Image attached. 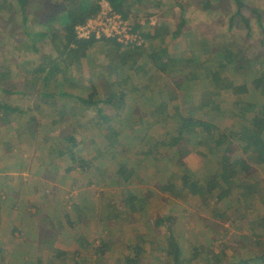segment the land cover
Here are the masks:
<instances>
[{
  "label": "rangeland",
  "instance_id": "374dc122",
  "mask_svg": "<svg viewBox=\"0 0 264 264\" xmlns=\"http://www.w3.org/2000/svg\"><path fill=\"white\" fill-rule=\"evenodd\" d=\"M44 1L39 0L41 4ZM242 1L247 8L239 14L232 0H140L131 4L126 18L139 34L153 32L155 45L165 47L172 57L178 50L189 57L204 49L199 60L206 64L194 68L186 62L170 73L162 58L164 50L150 53L151 64L154 66L155 57L159 63L153 67L151 88L145 85L143 90L154 96L141 98L137 94L127 99V104L138 106L131 111L140 121L127 133L124 126H116L115 137L104 128L95 131L87 126L83 131L76 127L75 122L85 124V119L96 118L94 111L73 118L70 104H61L58 98L55 105L64 104L67 111L64 119L57 118L58 111H47L45 100L37 95L46 88L21 73L33 69L42 56L55 53L50 46L54 39L36 38V53L21 27L8 35L5 20L0 18V105L18 110L14 114L8 110L3 118L0 108V264H118L117 255L121 259L128 254L129 245L141 248L138 264H171V255L164 263L159 257L162 244L172 241L181 250L179 264H212L211 253L218 255L217 264H239L255 257L259 261L253 264H264L259 258L264 253V160L243 155L245 164L237 167L243 177L235 176L230 186L223 185L221 194L214 190L211 195H193L183 190L177 169L183 168L179 175L185 173L193 183L199 179L198 171L213 175L220 162L213 161L211 155H200L186 141L173 143L171 152L165 151L170 161L146 155L153 142L169 139L165 118L149 123L147 112L157 98L172 109L170 122L192 113L223 129L230 148L237 142L228 134L248 124L254 110L259 111L264 126V89L249 93L235 88L236 80L252 70L254 58L264 60V45L258 43V25L251 11L257 10L264 28V0ZM33 7L39 16L43 9ZM49 27L56 38L58 27ZM40 28L46 29L31 20V30L41 32ZM225 48L237 55L232 64L218 69L215 57ZM242 60L250 65L245 66ZM69 68L81 89L89 90L88 80L97 70L83 63ZM261 70L264 63L258 73ZM57 86L67 93L72 89L61 83ZM204 102L207 105L199 107ZM35 104L43 108H35ZM99 106L106 118L115 111ZM26 109L29 111L24 114ZM235 119L241 125L233 127ZM72 133L80 140L77 154L82 160L59 154L67 149L64 138ZM184 150L188 152L182 155ZM81 162L83 169H79ZM246 184L256 193L255 203L244 193ZM101 239L113 244L106 255L92 252Z\"/></svg>",
  "mask_w": 264,
  "mask_h": 264
},
{
  "label": "trees",
  "instance_id": "16d2710c",
  "mask_svg": "<svg viewBox=\"0 0 264 264\" xmlns=\"http://www.w3.org/2000/svg\"><path fill=\"white\" fill-rule=\"evenodd\" d=\"M99 1L100 0H45L41 4L39 0H0V18L5 20L8 35L13 34V32L15 33L17 27H21L25 37L31 43V48L36 53L39 52V48L36 45V38L43 40L54 39L52 42L50 41V46L55 53L42 56V61L35 64L36 66L33 69H25V71L23 70V73H21V76L27 77L31 83H40L41 87L46 88L44 93L40 90L37 92V95L39 99L45 100L44 104L47 107V111L50 113L58 111L57 118L60 121L67 115V111L63 108L65 103H68V105L70 104V114L73 112V118L77 117L75 115L77 113L84 114L87 111H94L98 116L92 119L87 118L89 119L87 121L85 119V124L77 123L72 119L76 123V127L83 131L86 130L87 126L90 127V130L93 128L95 131H98L99 128H104L105 131L110 133L111 137H115L113 133L119 131H115L116 126H124L127 133L134 124L140 121V118H136L131 111V109H135L134 111H136L138 106L134 105V107L127 104V99L137 94L141 96V98L148 95L154 96L153 92L150 93V90L147 92L143 90L145 85L151 88L152 81H154L152 76L156 69L152 68V65H150V53L159 49L164 50L165 55L162 58H164L163 60L166 62L167 69H170V73L175 70L179 71L180 66H184L186 62L188 65H193L194 68L204 66L206 62L204 60H199L204 54V49L201 50V52H191V56L189 57H185L183 50H178L176 52L177 56L172 57L165 47L161 45L156 46L150 41L151 33L149 31H144L143 38L145 41L141 47L130 45L122 46L117 44L114 40L108 39H102L101 41L77 39L74 34V27L78 24H84L89 18L96 14L99 8ZM106 1L109 2L116 12L126 17V14L130 13L132 10L131 4H136L140 0H129V4L127 0ZM232 1L236 5L238 14L241 13L243 9L247 8L242 0ZM13 2H16V4L18 3L20 8H15ZM33 6H35L36 9L38 7L43 9L39 16H35L36 14L32 9L34 8ZM251 11L255 13V19L258 25V43L264 45V28L261 24L260 15L254 8H252ZM18 18L20 21H18ZM31 20H35L40 26H45L46 29L40 28L41 32L31 30ZM53 24L58 27L56 38H52L55 32L50 33L48 31L50 28L49 26ZM177 30L173 35H177ZM123 47L125 49H123ZM188 53L190 54V52ZM236 55L237 54L230 48L219 51L215 57L216 67L218 69H224L226 66L232 64ZM153 61L155 64L159 63L156 57ZM80 63L86 64L89 68L97 70L96 75L88 80L90 88L87 91L81 89L79 79L71 74L69 68V65L73 64L79 67ZM242 63L245 64V66L250 65L248 60H242ZM263 63L264 60H261L260 57L254 58L251 64L252 70L246 77L236 80L237 85L235 88H240V92L249 93H254L255 89L259 88L261 92H263L264 70L258 73L259 65ZM143 65H146V67L142 69ZM240 68L244 69V67L241 66ZM242 79L243 83L240 82ZM147 82L148 84H145ZM60 83L64 85V88L71 87L70 93L61 90L59 86H57ZM51 87L55 90H53L54 92L47 91V89H51ZM57 98L61 104L65 103L56 106L55 101ZM60 98H62V100ZM151 102L152 107L147 112L149 120L152 121L149 123L155 124L159 119L165 118L169 122L166 126V133L169 139L167 142L162 140L153 142L146 153L147 156L153 157L157 159V161H170L171 158L165 154V151L171 152V145L173 146V143L186 141L191 143L192 147L200 155H211L210 158L213 161L220 162L219 167H217L213 175L198 171L197 174L199 179L196 182L193 181V183L190 182V178L187 177L185 173L179 175L180 171H184V169L178 168V177L181 178L183 190L185 192L192 193L193 195L201 193L211 195L212 191L218 190L219 194H221L220 192L222 191L223 185L230 186L235 176L241 175L243 177L237 169L238 164H245V162L241 161L243 155L248 159H254L256 161L264 160V126L263 118L258 110H254L250 113V122L242 125V129L239 132H230V134H228L231 139L237 142L235 148H230L228 146L230 142L228 141L227 133L218 125L203 121L189 112L170 122L172 120V109L168 106V103L162 102L159 98ZM100 104L115 109L111 117L106 118L104 116L103 109L99 106ZM205 105L207 104H199V107ZM208 105L212 106L213 103L208 102ZM34 106L39 109L43 108L40 104H35ZM60 107L63 110H61ZM0 108H2L1 110L3 111L1 114L3 118L8 110H10L12 114L18 111L16 108L7 107L2 104ZM28 111L29 109H26L23 113L27 114ZM235 125L239 126L241 122L235 119L233 127ZM44 133H47V130ZM83 138L84 136L82 135V141L84 142ZM76 139L73 133L64 138V140L68 142V146L66 150L59 151L62 157L67 155L72 160H82L77 154V147L79 146L80 140ZM192 139L194 142L189 141ZM67 150L69 151L68 154L66 153ZM187 152L188 151L179 153L183 155ZM233 156L235 158H233ZM83 166L84 163L81 162V168L79 169H83ZM200 172L202 173L201 180L199 176ZM120 174L122 173L120 172ZM129 177L130 176L125 179L127 180ZM243 180L245 181V179ZM246 185L247 186H243L245 188L244 193H248L251 196L250 203H255L257 201L256 193L252 190L250 184ZM168 220L170 219L168 218ZM161 222H163V219ZM110 247L111 249L113 248L112 242L108 239H101L99 245L93 248L92 252L97 255H106ZM160 250L161 256L159 258L160 260L162 259L161 261L163 263L166 261L167 257L171 255V264H179L181 250L176 242H165L162 244ZM141 252L140 247L129 245L127 247L128 254L121 259L120 254L117 255L118 264H138L137 259ZM132 253L134 254L133 257H131ZM217 258L218 255L211 253L209 260L212 264H217ZM259 258L264 262V253ZM255 259L259 261L256 257ZM256 260L247 259L246 261H239V264H253Z\"/></svg>",
  "mask_w": 264,
  "mask_h": 264
},
{
  "label": "built area",
  "instance_id": "2783aa9c",
  "mask_svg": "<svg viewBox=\"0 0 264 264\" xmlns=\"http://www.w3.org/2000/svg\"><path fill=\"white\" fill-rule=\"evenodd\" d=\"M99 9L84 24L74 27V34L80 40H114L122 46L141 47L144 38L126 17L116 12L106 0L98 2Z\"/></svg>",
  "mask_w": 264,
  "mask_h": 264
},
{
  "label": "crops",
  "instance_id": "0c3cea01",
  "mask_svg": "<svg viewBox=\"0 0 264 264\" xmlns=\"http://www.w3.org/2000/svg\"><path fill=\"white\" fill-rule=\"evenodd\" d=\"M151 33V39H150V41H152V43L153 44H155V37H152V34H153V32H150ZM150 65H152V64H150ZM154 66H155V64H154ZM153 65H152V68L154 67ZM142 67H146V65H143ZM206 84V83H205ZM200 104H206L205 102L204 103H200ZM22 131H24L23 130V128L21 129ZM19 141V140H18ZM23 141H20L19 143H22ZM38 143V142H37ZM33 147L34 148H37V146H35L36 144H34V142H33ZM22 146V145H21ZM38 149H39V147H38ZM11 174H14V175H19V173H11Z\"/></svg>",
  "mask_w": 264,
  "mask_h": 264
}]
</instances>
